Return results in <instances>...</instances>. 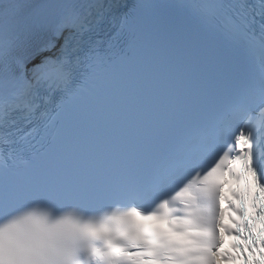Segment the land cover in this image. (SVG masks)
Here are the masks:
<instances>
[{"label": "snow or ice", "instance_id": "snow-or-ice-1", "mask_svg": "<svg viewBox=\"0 0 264 264\" xmlns=\"http://www.w3.org/2000/svg\"><path fill=\"white\" fill-rule=\"evenodd\" d=\"M0 264H264V0H0Z\"/></svg>", "mask_w": 264, "mask_h": 264}]
</instances>
